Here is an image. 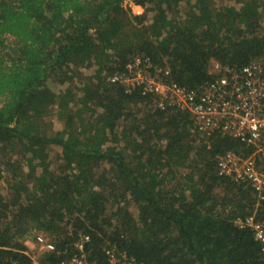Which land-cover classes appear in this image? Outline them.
Segmentation results:
<instances>
[{
    "label": "trees",
    "instance_id": "1",
    "mask_svg": "<svg viewBox=\"0 0 264 264\" xmlns=\"http://www.w3.org/2000/svg\"><path fill=\"white\" fill-rule=\"evenodd\" d=\"M125 1L0 0V264H29L25 238L63 248L79 233L98 264L113 245L138 264H264L238 225L264 220V193L218 169L253 148L112 80L146 55L204 92L224 76L215 62L264 60V0Z\"/></svg>",
    "mask_w": 264,
    "mask_h": 264
},
{
    "label": "built area",
    "instance_id": "2",
    "mask_svg": "<svg viewBox=\"0 0 264 264\" xmlns=\"http://www.w3.org/2000/svg\"><path fill=\"white\" fill-rule=\"evenodd\" d=\"M214 69L223 70L224 76L198 92L169 81V71L157 69L151 57L136 55L127 63L125 72L115 74L112 80L126 83L129 92L139 89L143 95L155 97L162 109L175 107L189 112L199 130L209 133L220 129L252 147L254 152L248 157L233 151L219 155L218 169L223 176L249 182L263 195L264 171L258 168L257 159L264 161V60L253 61L241 71L222 67L218 62ZM238 225L252 226L256 239L264 246V220L256 221L250 216ZM90 241L89 234L79 233L71 244L60 248L57 240L40 234L25 238L24 254L29 264H55L51 255L61 259L58 264H98L91 257L92 249H87ZM104 252L108 264H138L134 256L116 245L106 246Z\"/></svg>",
    "mask_w": 264,
    "mask_h": 264
},
{
    "label": "rangeland",
    "instance_id": "3",
    "mask_svg": "<svg viewBox=\"0 0 264 264\" xmlns=\"http://www.w3.org/2000/svg\"><path fill=\"white\" fill-rule=\"evenodd\" d=\"M228 3L229 4H233L234 2L233 1H229ZM124 6L131 8V10L134 13H136V14H141V13H143L145 11V9L143 7L137 5L135 2L130 1V0L125 1ZM188 9H189V5H187L186 8L185 7L182 8V12H185ZM11 40L12 39L10 38L9 41H11ZM60 87H61V89L65 88V86H60ZM50 115H52V114H50ZM53 118H54V116L52 115V116L48 117L47 119L51 120ZM54 122H55V125L58 124V121L56 120V118H54ZM4 180L5 181L0 182V192L5 193L8 196L9 195V190L7 189V184H6L7 183V178H5ZM133 210H134V208H133Z\"/></svg>",
    "mask_w": 264,
    "mask_h": 264
},
{
    "label": "bare ground",
    "instance_id": "4",
    "mask_svg": "<svg viewBox=\"0 0 264 264\" xmlns=\"http://www.w3.org/2000/svg\"><path fill=\"white\" fill-rule=\"evenodd\" d=\"M118 83V82H117Z\"/></svg>",
    "mask_w": 264,
    "mask_h": 264
}]
</instances>
